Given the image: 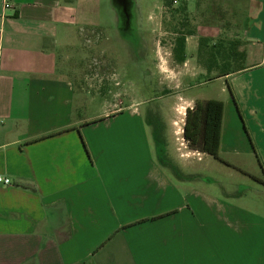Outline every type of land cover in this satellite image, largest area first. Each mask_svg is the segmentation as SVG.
I'll return each mask as SVG.
<instances>
[{"label":"crops","instance_id":"0c3cea01","mask_svg":"<svg viewBox=\"0 0 264 264\" xmlns=\"http://www.w3.org/2000/svg\"><path fill=\"white\" fill-rule=\"evenodd\" d=\"M246 2L237 36L244 60L211 81L226 91L229 85L235 98L205 100L222 101L224 115L219 160L202 155L225 164L240 154L230 136L239 119L250 145H261L264 135V34L249 41L260 18L248 23ZM121 24L134 29L136 19ZM103 28L102 0H0V177L11 180L0 184V264L109 263L116 253L101 256L111 241L104 242L120 227L132 230L142 215L139 199L150 206L145 217L172 211L182 199L179 166L168 165L170 149L158 133L160 113L141 98L144 86H124L133 65L123 63L104 84L83 74L84 33ZM115 35L110 46L122 62ZM175 122L173 114L176 137ZM101 230L109 233L92 240Z\"/></svg>","mask_w":264,"mask_h":264},{"label":"rangeland","instance_id":"374dc122","mask_svg":"<svg viewBox=\"0 0 264 264\" xmlns=\"http://www.w3.org/2000/svg\"><path fill=\"white\" fill-rule=\"evenodd\" d=\"M102 1L103 30L84 33L83 74L89 83L104 84L123 63L125 67L133 65L130 77L123 78L124 86L133 81L144 86L141 98L155 108L154 112L160 113L156 120L158 133L170 149L168 165L174 162L180 167L176 186L182 197L177 208L150 217L143 215L151 212L144 210L150 208L149 204L139 199L142 209L136 208V212L142 215L130 225L134 226L132 230L125 232L127 227H120L105 240V244L111 242L101 256L110 251L116 253L105 264H134L131 260L135 264H195L196 260L198 264H264V135L261 145L257 146L253 140L250 145L243 127L248 132L249 128L239 119L238 132L231 130L230 136L233 149L240 154L228 159L230 165L191 150L182 133L186 112L194 109L197 101L232 96L229 90H224V82L211 81L230 67L234 58L235 66L241 63V47L236 56L224 55L223 50L229 52L231 43L239 40L248 11L246 0H133L134 6L138 5L136 8L131 7L130 0H116V5L112 0ZM247 1L252 5L248 23L260 18L249 41L261 40L264 0ZM125 5L136 17L137 30L131 27L127 30L121 24L127 16L123 13ZM112 24L116 28L112 29ZM113 32L121 43L119 49L124 62L112 53L109 37ZM215 33L218 35L212 36ZM202 39L210 43L206 46ZM181 40H184L183 62L177 59L176 51ZM213 43L215 48H211ZM210 51L214 58L209 56ZM144 66L147 71L141 77ZM109 88L105 86L100 94H107ZM258 102L264 109V98ZM96 105L99 104L93 106ZM172 113L176 137L171 125ZM262 119L264 122V116ZM151 125L149 120V135L155 144ZM255 130H258L256 124ZM177 153H183L188 160H180ZM108 233L98 231L92 240L100 241ZM166 257L167 260H162ZM143 258L148 262L140 263Z\"/></svg>","mask_w":264,"mask_h":264},{"label":"trees","instance_id":"16d2710c","mask_svg":"<svg viewBox=\"0 0 264 264\" xmlns=\"http://www.w3.org/2000/svg\"><path fill=\"white\" fill-rule=\"evenodd\" d=\"M201 43L206 44L207 46L208 43L210 42L208 41V39H202ZM215 44L216 43H213L211 48H215ZM231 44L232 45H230L231 47L229 48V52H226L227 51L226 48L223 50L224 55L229 54V56L231 55L236 56L235 52L242 45L240 40L234 41ZM178 45L179 47L176 50L177 59L180 62H183L185 59L184 40L179 41ZM209 56L214 58L212 51H210ZM234 59L232 60L233 62L229 65L230 67L226 68L216 78L227 76L233 72V71H229V70L226 71V70L231 67L234 68V61H235ZM243 60H244V57L242 56L241 62ZM228 89L233 97V94H232V91L229 85H228ZM223 115H224V103L219 100H208L205 102L197 101L195 103L194 109L187 110L185 125L183 128V137H184L185 142L188 144L191 150L202 153V154L209 155L213 157L214 159L219 160Z\"/></svg>","mask_w":264,"mask_h":264},{"label":"water","instance_id":"95a60500","mask_svg":"<svg viewBox=\"0 0 264 264\" xmlns=\"http://www.w3.org/2000/svg\"><path fill=\"white\" fill-rule=\"evenodd\" d=\"M112 1H113V4L116 5V0H112ZM123 1H124V0H123ZM130 2H131V7H132V8H133V7L136 8V7L134 6L133 0H130ZM117 9L119 10V12H122V11H120V9H119L118 7H117ZM125 11H126V12H123V13H125L127 16H126V19H124V20L131 21V20H133V19H136V17L132 15V11H131V12L128 11L126 5H125ZM130 26H131V25H130Z\"/></svg>","mask_w":264,"mask_h":264},{"label":"built area","instance_id":"2783aa9c","mask_svg":"<svg viewBox=\"0 0 264 264\" xmlns=\"http://www.w3.org/2000/svg\"><path fill=\"white\" fill-rule=\"evenodd\" d=\"M6 7H9V5H6ZM0 184H2L4 186H10L11 185V180L3 178V177H0Z\"/></svg>","mask_w":264,"mask_h":264}]
</instances>
